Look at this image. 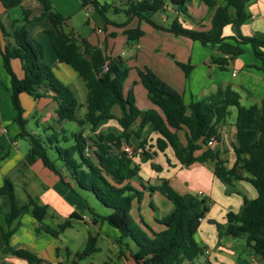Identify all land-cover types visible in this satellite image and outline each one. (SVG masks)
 <instances>
[{
	"label": "trees",
	"instance_id": "16d2710c",
	"mask_svg": "<svg viewBox=\"0 0 264 264\" xmlns=\"http://www.w3.org/2000/svg\"><path fill=\"white\" fill-rule=\"evenodd\" d=\"M200 1L213 10L210 25L203 30L186 28L177 18L170 25L161 26L146 15L164 10L168 4L177 12L189 15L187 5L190 0H129L124 11L128 17L137 16L156 29L212 47L217 55L211 60L221 69L226 68L227 58L242 54L243 46L248 45L260 61L257 68L264 79V32L243 35L240 30L251 17L247 5L253 0H225L224 5L217 4L216 0ZM0 2L5 9H9L20 4L21 0ZM41 2L44 7L42 15L48 16L55 29L48 33L58 61L68 65L84 83L85 111L81 116L77 115L80 104L75 92L60 81L45 61L42 44L28 31V12L23 10V18L9 31L0 25L5 39L0 45V55L10 77V99L16 111L13 121L19 128L17 137L27 139L30 145L26 161L33 163L39 159L59 176L62 183L70 186L73 182L74 186L91 192L109 209L106 214L94 215L93 221H105L115 228L119 233L117 244L126 245L136 264H183L185 261L187 264H210L207 260H200L204 249L197 243L195 233L210 209L211 200L205 195L180 193L165 178H160L155 184L138 182V187L133 184L139 167L132 160L133 153L129 154L122 144L131 145L133 137L139 139L141 158L151 159L156 151L150 153L146 150L144 138H141L144 127L151 124L158 135L154 144L157 151L171 148L182 166L211 162L214 175L226 186H232L236 180H246L254 187L257 195L254 198L242 195L241 208L238 211L228 210L224 223L209 221L216 226L218 237L245 239L246 246L264 264V97L259 104L244 106L239 93L227 84L202 99L185 103L176 88L160 78L153 69L143 66L137 70V77L153 106L141 109L136 104L133 87L125 89L129 74L126 61L120 55L107 56L100 47L86 39L77 41L71 38L60 29L63 18L51 11L45 0ZM82 2L93 4L99 15L109 21L105 10L110 5L96 0ZM226 26H230V35L223 34ZM123 33L128 41H134L142 35V30L136 26L123 29ZM8 37L11 39L7 40ZM11 58L20 60L22 77L13 71ZM177 64L186 75L189 73L191 65ZM22 93L33 99L50 97L56 102L57 116L76 122L80 129L68 135L63 129L45 128V133L49 132L44 138L27 131L25 126L28 121L23 118L24 109L20 101ZM231 107L236 109L235 142L232 145L235 159L228 167L226 160L220 157V150L212 145L221 142V127L230 116ZM114 108L118 110L117 115ZM112 119L117 123L116 131H98L103 121ZM86 125L95 138L84 134ZM210 140H213L212 145H208ZM86 146L91 148L95 161L85 153ZM150 165L156 171L161 170L160 165L154 162ZM61 169L65 170L70 182L64 179ZM144 191L149 195L159 192L172 203L167 214L160 219L154 218L157 228L151 226L140 213L136 217L133 215L132 209L136 205L139 210ZM0 201L8 227L30 207L31 215L37 222H41L47 212V207L31 196H28L27 203L20 204L14 183L8 176H4L0 184ZM73 218L82 219L76 212H71L56 228L45 226L44 231L57 238L71 226ZM18 223L8 230H1L0 252L22 258L27 264L48 263L30 249L10 244V237ZM127 240L135 245L134 250H130ZM97 250L96 235H89L84 247L73 254L66 252L65 262L60 261V264H79L80 260Z\"/></svg>",
	"mask_w": 264,
	"mask_h": 264
},
{
	"label": "crops",
	"instance_id": "0c3cea01",
	"mask_svg": "<svg viewBox=\"0 0 264 264\" xmlns=\"http://www.w3.org/2000/svg\"><path fill=\"white\" fill-rule=\"evenodd\" d=\"M45 1L49 4L51 11L59 14L63 18L60 29L71 38L77 41L86 39L90 44L100 47L107 56L120 55L126 61L129 67V74L125 81V89L127 90L130 86L133 87L136 104L141 109L153 106L147 97L145 88L138 81L137 70L143 66L150 67L160 78L176 88L182 95L185 103L202 99L206 95L214 92L219 86H226L227 84H230L239 93L242 105H244L242 103L243 99L252 101L249 105L244 106L259 104L261 98L264 97V79L257 68L260 65V61L254 56L248 45L243 46L244 51L242 54L234 58H227L226 68L221 69L217 63L211 60L212 56L217 55V52L212 47L203 45L185 36H177L172 32L156 29L146 21L138 19L137 16L128 17L124 9L127 7L129 0H96L100 4L110 5L105 10L106 17L109 20L107 22L99 15L93 4L89 2L84 4L82 0ZM190 2L195 4L196 13L189 12L188 9L189 15H185L177 12L172 5L168 4L164 10L146 13V15L161 26H168L174 18H177L186 28L197 30L208 28L213 12H209V8L200 0H190ZM218 4L224 5L225 0H218ZM249 4L252 10L256 5L255 0ZM23 10L28 12V18L30 19L27 25L28 31L42 44L45 57L48 56V59L46 57L47 62L49 60L65 76H71L70 70H67L65 67L66 64L58 61V57L53 49L48 31H55V29L48 16L42 15L44 7L41 0H21L20 4L9 9H5L0 2V25L7 31L11 30L12 26H16L23 18ZM119 15L123 17H119ZM250 23L249 35L260 32L255 29L252 21ZM122 24L124 25L121 26ZM243 25L240 27V30ZM136 26L140 27L142 35L134 41H128L126 35L123 33V29ZM223 34H231L230 26L224 28ZM10 39L8 37L7 40ZM4 42L5 39L0 28V45L2 46ZM177 62L191 65V69L187 75ZM10 63L15 74L18 77H22L23 71L20 60L18 58H11ZM71 73L73 75L72 77H77L75 71ZM0 84L3 86L5 92L4 97L10 96V77L3 67L1 55ZM24 96L26 97V102L29 99L32 101L45 99L52 101L50 97L33 99L26 93L20 95L21 98ZM115 109L117 108H114V113L117 115L118 110ZM230 111V116L221 127V142L212 145L220 150V157L226 160L225 165L228 167L232 165L235 159L232 145L235 142L236 132L234 125L236 112L233 116L231 109ZM138 122L139 120L135 124H138ZM0 124L2 123L0 122ZM117 128L116 121L112 119L103 121L99 125L98 130L100 129L101 132L107 133L116 131ZM14 130L17 131L16 128ZM157 136L152 130L151 124H147L141 133V138H144L143 144L145 149L150 153H153L154 150L156 151L151 159L143 160L141 158V149L138 148L139 139L133 137L131 139V145L122 144L123 149L129 148L131 150V154L133 153L132 160L139 167L138 177L133 180V184L136 187H138V182L145 185L148 183L155 184L160 178H165L180 193L190 192L205 195L209 199L216 196L220 201L217 216L211 215L210 208L206 216L201 220L195 233L197 243L204 249V254H202L200 260H207L210 264H263L261 258L254 253H249L246 258L242 257L239 254L241 249L239 246H243V244H239L237 242L238 239L218 237L216 226L209 221L212 219L224 223L225 213L228 210L238 211L241 208L242 195L248 198H254L257 195L254 187L246 180H236L232 184L234 189H228L214 175L212 171L213 164L211 162L204 164L193 163L189 166H182L174 157L171 148H166L163 152L155 149L154 144ZM5 142L4 136H0V148L2 147L6 152L9 146ZM7 152L9 156L6 157L0 166V184L3 177L6 176V173L15 167L23 157L21 153L12 151L11 149ZM92 159L94 160V158ZM151 162L160 165L161 170L156 171L152 169ZM25 171L21 175L26 179L24 183L26 184L28 179L31 182H36L35 186H39L35 189L36 199L39 204L47 207V212H55L56 214L66 216L70 215L71 212L78 211L80 214H77L82 218L80 220L90 221V218L83 211V201L77 196L76 191H74L75 186L73 182L70 186L62 183L59 176L45 167L39 159L34 161ZM61 172L64 179L70 182V178L66 177L65 170L61 169ZM143 173L146 177L142 176ZM152 179L154 181H151ZM236 182L239 183L240 187H237ZM29 187L31 189L34 188L32 183ZM171 208L172 203L159 192H153L149 195L147 191H144L139 210L137 211L136 205H134L132 212L135 217L140 213L151 226L157 228L156 224H154V218L160 219ZM91 223L99 234L105 228L107 231L106 236H109L116 242L119 233L115 228L112 227V232L110 230L111 226L105 221ZM45 226H50V224L42 225V228ZM21 227L22 225L14 235L19 232ZM68 228H71V226ZM29 238L32 241V244L29 245L31 248L26 247V245L24 246V244L21 246L22 248L30 249L47 260L48 263L45 264H60V256L59 258L53 256L52 253L55 249L50 242L48 243L49 245L46 243L38 246L35 242L36 240L32 238V235ZM133 245L131 246L129 244L130 250H132ZM64 247L65 252L72 251L68 245ZM120 251L118 250V253ZM13 257L10 260H13V262L15 260L16 264H27L26 260L16 256ZM123 259L126 264H136L130 256L129 250L126 254H123ZM183 264H187V262L185 261Z\"/></svg>",
	"mask_w": 264,
	"mask_h": 264
},
{
	"label": "rangeland",
	"instance_id": "374dc122",
	"mask_svg": "<svg viewBox=\"0 0 264 264\" xmlns=\"http://www.w3.org/2000/svg\"><path fill=\"white\" fill-rule=\"evenodd\" d=\"M218 4V0H216ZM252 2V1H251ZM250 3V2H249ZM255 7L251 10L250 4L247 5V10L250 13L251 17L249 20L244 23L243 27L241 28V33L243 35H249L250 34V22L252 21L254 23L255 29L264 32V0H255ZM220 5V4H219ZM189 12L196 13V6L194 3L189 2L187 5ZM209 12H213L212 9H208ZM119 17H123L122 15H119ZM253 17V18H252ZM48 59V56H46ZM45 57V61L47 62ZM49 62V60H48ZM47 62V63H48ZM56 76L62 81L63 83L67 84L69 87L73 89L75 92L78 100H79V109L77 111V115L81 116L85 111V95H86V88L84 86L83 81L77 76L72 77V69H70L68 66L65 65L67 70H70L71 76H65L56 66L52 65L51 62L48 63ZM14 71V70H13ZM230 75V73H229ZM4 89L3 86L0 84V136H4L5 143L9 148H7V151L10 149L12 151H17L23 155L22 159L18 162V164L13 167L10 171L6 173V176H9L12 181L14 182L15 186V193L16 196L21 203H27L28 202V196H31L32 198L36 199V190L39 186H35L36 182L33 181H26V184L24 183L26 180L21 175L25 173V169H28L30 165L33 163H28L26 161V151L29 148V142L25 138H18V126L12 119L16 116V111L12 106L10 96L4 97ZM25 96L23 98L20 97L21 104L23 106L24 112H23V118H25L28 122L25 126V129L31 133H36L40 137H45L46 133L49 131H46L45 128L52 127L55 130H65L66 133L72 134L73 132H76L80 129V126L74 122V121H68L63 120L59 118L55 112L56 102L50 101V100H31L29 99L27 102L25 100ZM141 103V102H140ZM242 103L244 105H249L252 103V101H247L245 99L242 100ZM234 113L236 112V109L234 107L230 108ZM117 110V109H115ZM1 128H5L6 131L2 132ZM16 128L17 131L14 130ZM113 128V127H110ZM85 132L84 134L88 137L95 138L94 133H92L89 129V126L84 127ZM98 131H101L100 129ZM17 143H15V142ZM5 152L3 148H0V166L2 162L6 159L7 156H9L8 152ZM92 156V154H90ZM92 158H94L92 156ZM142 176L146 177V175L143 173ZM151 181H154L153 179ZM28 182V183H27ZM34 187L31 189L29 186L31 185ZM237 183V187H240L239 183ZM228 189H234L233 186H227ZM75 191L77 196L83 201L84 207L83 211L87 217L90 218V221H83L80 219L73 218L71 220V228H67L64 232H61L57 238L45 233L43 231L44 228H42V225H45L47 223L50 224L52 228H56L59 223L64 221L66 218L69 217V215L63 216L62 214H56L55 212H46V215L44 216L43 220L41 222H37L33 216L31 215L30 208L23 212L12 224L11 226H6L4 222V209L1 207L0 204V233L1 230H8L9 228L15 226L18 222V227L16 231L19 229V227L22 225L21 229L18 233L14 235V232L12 236L10 237V244L14 247H21L23 244L26 247H29L30 244H32L31 238H29L32 235V238L35 239L36 244L38 246L44 245L50 242L55 251L52 253L55 258L61 259V262H65L66 258V252H65V245H68L70 249L72 250L70 253H75L76 251L81 250L87 240V237L89 235H96V247L98 250L94 252L91 256L82 259L79 261V264H126L125 260L123 259V254L127 253L128 249L125 244L118 245L114 239H111L109 236H106V229L103 228L100 234L96 232V228L93 226L91 222L93 221L94 215H103L109 211L108 208L103 206L95 197L94 195L86 190L80 189L79 187L75 186ZM216 195V194H215ZM210 208H211V215L217 216V212L219 210L220 201L216 198H210ZM38 202V200L36 199ZM76 213H79L78 211H75ZM71 214V213H70ZM80 214V213H79ZM98 220V217H97ZM101 222V221H99ZM32 223V224H31ZM108 226V225H107ZM110 227V226H108ZM36 228L38 231H36ZM110 230L112 231V227H110ZM40 232V234H38ZM113 232V231H112ZM12 238V239H11ZM0 240H1V234H0ZM127 242L132 246L133 244L127 240ZM240 245L239 254L246 258L249 253H253L251 249H249L246 246L245 239H238L237 241ZM46 245V246H47ZM45 246V247H46ZM25 248V247H24ZM58 249V254H57ZM135 249V245H133L132 250ZM118 250H121L120 253H118ZM14 258L12 254L10 253H4L0 252V264H16L15 260L11 261L10 259ZM127 259H129L127 257Z\"/></svg>",
	"mask_w": 264,
	"mask_h": 264
},
{
	"label": "built area",
	"instance_id": "2783aa9c",
	"mask_svg": "<svg viewBox=\"0 0 264 264\" xmlns=\"http://www.w3.org/2000/svg\"><path fill=\"white\" fill-rule=\"evenodd\" d=\"M1 131L2 132H5L6 131V129L5 128H1ZM213 144V140H210V141H208V145H212ZM129 154L131 153V150L128 148V149H125ZM91 148H89L88 146H86L85 147V153L87 154V155H90L91 154Z\"/></svg>",
	"mask_w": 264,
	"mask_h": 264
}]
</instances>
